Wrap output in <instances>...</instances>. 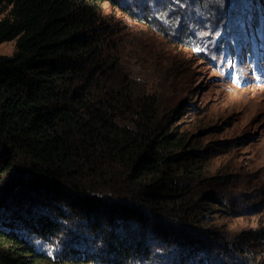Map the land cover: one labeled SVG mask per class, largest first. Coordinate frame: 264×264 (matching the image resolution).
Instances as JSON below:
<instances>
[{"label":"trees","instance_id":"trees-1","mask_svg":"<svg viewBox=\"0 0 264 264\" xmlns=\"http://www.w3.org/2000/svg\"><path fill=\"white\" fill-rule=\"evenodd\" d=\"M105 1L137 14L122 0H0V43L16 39L0 55V264H139L164 243L154 238L170 243V218L216 236L208 217L223 201L179 181L202 177L203 156L159 128L154 96L111 78ZM107 161L127 168L129 187L116 195L126 202L102 206L83 186ZM172 240L184 264L197 240Z\"/></svg>","mask_w":264,"mask_h":264},{"label":"rangeland","instance_id":"rangeland-1","mask_svg":"<svg viewBox=\"0 0 264 264\" xmlns=\"http://www.w3.org/2000/svg\"><path fill=\"white\" fill-rule=\"evenodd\" d=\"M122 3L136 16L108 1L98 11L113 33L105 49L115 64L111 78L131 87L135 98L155 97L159 128L178 131L185 152L203 156L202 177L179 181L193 183L200 195L213 193L224 204L208 217L207 227L216 236L173 218L161 220L171 231L170 243L197 240L184 264H264V0ZM15 47L16 39L1 42L0 55H12ZM134 118L118 121L131 126ZM127 173L125 166L107 161L86 179L94 186L85 184L83 193L97 205L126 202L116 195L127 197ZM158 241L164 243L153 258L139 264H183L174 258L178 244L167 247V241L154 238L151 247ZM89 243L91 254L95 246Z\"/></svg>","mask_w":264,"mask_h":264}]
</instances>
